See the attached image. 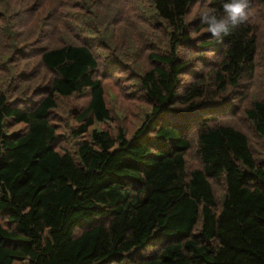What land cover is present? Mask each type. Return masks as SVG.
Masks as SVG:
<instances>
[{"label":"trees","instance_id":"trees-1","mask_svg":"<svg viewBox=\"0 0 264 264\" xmlns=\"http://www.w3.org/2000/svg\"><path fill=\"white\" fill-rule=\"evenodd\" d=\"M229 2L0 0V264H264V0L213 36Z\"/></svg>","mask_w":264,"mask_h":264},{"label":"rangeland","instance_id":"rangeland-1","mask_svg":"<svg viewBox=\"0 0 264 264\" xmlns=\"http://www.w3.org/2000/svg\"><path fill=\"white\" fill-rule=\"evenodd\" d=\"M144 2L145 1H142V3H144ZM134 5H135V0H134ZM141 8L142 9H141L140 12L143 11V7H141ZM139 18L142 21H146L147 20V18L145 16H143V15H139ZM137 43H138V41H137ZM23 65H24V63L22 62L20 65H18V68L17 69L20 71V69H21V67ZM115 68H118L117 65L115 66ZM102 69H103V67H102ZM110 71L111 72L115 71V72L114 73H111L109 75V79H108L109 82L108 83L117 84V83L122 82V86L124 88H126V90L129 92V95H130L131 100H132L131 106H130V109H129L131 111V114H133V116H131V117L135 121V124L139 123L140 120H141L142 114H143V112H144V110L146 108H144L145 105L142 106L141 100H139V99H143V96H141L136 90H135V92H133V89L134 88L131 85L133 83H135V80L133 79V77H131V75H127V73H123V74L119 73L118 72V69H115V70L114 69H111ZM17 73H19V76L22 74L20 72H17ZM124 77H127V78H124ZM114 84L113 85H110V86H115ZM19 88H23V89L26 90V88H25L24 85L23 86H19ZM108 90L111 91L112 90L111 87H109ZM114 90L118 94H120V92H121V89L118 88V87H115ZM70 101L71 100H68L67 103L69 102V105L71 106V103L72 102H70ZM121 104H122V98H120V100L117 102V105H121ZM247 132L249 134L251 144L255 145V147L257 148V149H255V155H256L257 159L264 161V151H263L262 146H261V143L264 140L262 138L258 137L257 134L253 131V129L248 128V131ZM15 264H26V262H23L22 260H16L15 261ZM108 264H113V262L108 263Z\"/></svg>","mask_w":264,"mask_h":264},{"label":"clouds","instance_id":"clouds-1","mask_svg":"<svg viewBox=\"0 0 264 264\" xmlns=\"http://www.w3.org/2000/svg\"><path fill=\"white\" fill-rule=\"evenodd\" d=\"M246 8L247 0H230L229 3L224 4L226 18L217 19L215 15L205 13L203 20L208 26L207 31L216 37H219L221 33L226 35L229 32V24L234 27L248 19Z\"/></svg>","mask_w":264,"mask_h":264},{"label":"bare ground","instance_id":"bare-ground-1","mask_svg":"<svg viewBox=\"0 0 264 264\" xmlns=\"http://www.w3.org/2000/svg\"><path fill=\"white\" fill-rule=\"evenodd\" d=\"M161 90V89H160Z\"/></svg>","mask_w":264,"mask_h":264}]
</instances>
